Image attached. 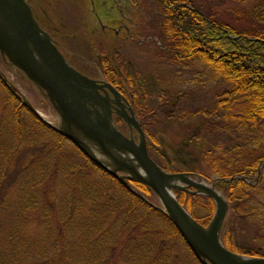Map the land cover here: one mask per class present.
I'll list each match as a JSON object with an SVG mask.
<instances>
[{"label":"trees","instance_id":"trees-1","mask_svg":"<svg viewBox=\"0 0 264 264\" xmlns=\"http://www.w3.org/2000/svg\"><path fill=\"white\" fill-rule=\"evenodd\" d=\"M152 2L161 20L157 28L161 51L176 61L198 60L229 87L210 109L219 113L218 118L210 122L201 118L190 132L197 139L203 124L213 123V129L223 128L228 134L204 151L214 174L204 178L225 194L229 210L264 219V185L260 183L264 172V0ZM109 71H104L105 78L126 97H133L121 86L119 70ZM0 85L6 91L5 110L0 113V218L4 211L13 215L10 228H0V239L6 243L0 241L3 260L19 264L36 256L43 264H52L45 258L49 256L59 259L53 264H107L115 255L129 264H203L158 207L149 186L134 178L123 181L95 166L1 79ZM221 101L226 102L224 109ZM220 106L223 111H218ZM133 109L151 158L167 170L192 169L186 164L172 167L163 160L164 142L155 132L158 120L148 116L150 109L136 110L135 105ZM187 151L190 156L183 151L178 154L185 162L205 156ZM173 192L198 222L207 223L214 210L209 196L183 189ZM227 213L219 233L223 245L247 255H264L258 246L243 247L233 238ZM29 223L38 229L25 239L21 234ZM69 249L84 256L88 253L89 258H77Z\"/></svg>","mask_w":264,"mask_h":264},{"label":"rangeland","instance_id":"rangeland-1","mask_svg":"<svg viewBox=\"0 0 264 264\" xmlns=\"http://www.w3.org/2000/svg\"><path fill=\"white\" fill-rule=\"evenodd\" d=\"M207 1L212 3L214 0ZM39 4L41 5L40 9L42 7V14L44 15L45 12L46 18L49 19L48 24L46 23L47 27L56 34L59 31V29L56 30V26L61 29L64 28L63 26L66 27L67 35H64L66 37L62 35L60 41L62 46H66L69 50L67 63L89 77L100 80H107L103 74L105 70L106 72L113 69L119 70L120 80L124 81H121V86L127 94L133 92L134 96L128 98L117 88L116 90L126 98L134 115H136V111L133 109L135 105L136 110L150 109L148 116L158 120L155 132L159 134L160 141L162 139L164 142L161 148V152L164 154L163 160L168 161L172 167H181L183 164L189 168L192 167L189 170L174 171L190 172L193 178L201 179L205 184L210 185L211 181L206 180L203 175L211 178L214 174L210 164L205 161L207 152L204 153V151L212 148V143L222 142L228 138V134L223 128L221 130L213 129L211 127L214 125L213 123L203 124V127L198 131L197 139H192L190 132L199 119L205 118L210 122L218 118L219 113L211 112L210 109L215 105L217 96L219 98L220 94L228 90L229 87L227 83L215 77L210 69L199 64L196 60H172L161 51L159 48L161 39L157 32L161 20L157 15L155 3L152 0H39ZM110 26L116 28L115 35ZM71 60L72 62H70ZM0 71L7 81L15 86L16 90H11L20 100L21 98L28 100L43 119L55 127L58 126L59 113L52 103L20 69L4 61L1 55ZM223 95L225 96L226 93ZM229 97L230 95H227L228 100ZM5 98L6 91L0 85V113L5 110L3 107ZM129 99L131 100L129 101ZM221 103L226 105V102ZM223 104L220 105L224 109ZM222 108L218 107V111H223ZM197 111L201 115L196 113ZM115 115L119 119H115ZM111 117L115 126L122 133L127 134L126 123L114 109L111 110ZM133 136L135 138L137 136L135 130H133ZM172 149L181 151L174 152ZM189 149L194 150L193 154L197 157L201 154L205 156L185 162L178 154L183 151L185 156H190V152L187 151ZM158 165L166 171H172ZM119 172L125 174L123 171ZM256 174L258 175V172ZM260 183L264 185V172ZM189 187L192 186L184 185L186 189H173L189 191L191 190ZM214 189L226 199L225 194L215 187ZM194 194L206 195L196 192ZM154 196L156 195L154 194ZM154 201L160 208L161 204L157 197H154ZM227 212L233 238L243 247L258 246L260 250L264 251V219L244 214L238 210L231 211L229 207H227ZM4 214V217L0 218L1 230L10 228L9 219L13 218V215L8 211H4ZM36 229L38 227L35 224L29 223L25 225L21 236L27 239V234ZM0 241L5 243L2 238ZM17 246L20 245L17 244ZM2 250L0 248V251ZM69 250L70 254L77 258L85 259L86 256L87 259L89 258L88 253L84 256L85 254H79L77 250ZM111 257L107 264H129L121 257L115 255ZM3 258V254H0V264H15V260L7 261ZM45 258L47 261L53 260V263L59 260L55 257L49 259V256ZM42 262L43 260L33 256L24 259L19 264H43Z\"/></svg>","mask_w":264,"mask_h":264},{"label":"water","instance_id":"water-1","mask_svg":"<svg viewBox=\"0 0 264 264\" xmlns=\"http://www.w3.org/2000/svg\"><path fill=\"white\" fill-rule=\"evenodd\" d=\"M0 55L20 69L52 103L59 113L58 126L43 119L28 100L21 98L22 102L108 174L123 181L136 178L149 186L161 204L160 209L200 262L264 264V255H246L222 244L219 233L228 205L213 182L207 185L190 172L162 169L147 153L144 133L126 98L107 80L91 78L67 63L51 36L35 21L25 0H0ZM0 79L16 90L1 71ZM112 109L126 123L127 134L115 126ZM132 130L136 131V139ZM91 145L94 147L90 148ZM171 180L177 182L170 184ZM184 185L193 187L190 192L204 193L214 201L206 224L198 222L176 200L172 188Z\"/></svg>","mask_w":264,"mask_h":264},{"label":"flooded vegetation","instance_id":"flooded-vegetation-1","mask_svg":"<svg viewBox=\"0 0 264 264\" xmlns=\"http://www.w3.org/2000/svg\"><path fill=\"white\" fill-rule=\"evenodd\" d=\"M27 2V4L30 7L31 10V14L33 16V18L35 19V21L38 23V25L43 28L45 31H47L49 33V35L52 37V39L54 40L57 48L59 49V51L64 55L65 59L68 60L69 57L67 54H69V50L66 46H62V42L60 41V38L62 37H66L64 35H67L66 32V27L62 28L59 26H56V30L59 29L58 33L56 34L54 31H52L49 27L46 26L47 21H49V19H47L46 14L44 12V15L42 14V7L40 9V4H39V0H25ZM39 7V8H38ZM48 24V23H47ZM118 26V25H117ZM122 26V25H121ZM119 27V26H118ZM111 31L113 32V34H116V28H113L112 26H110ZM72 52V51H71ZM69 61V60H68ZM72 62V60L70 61Z\"/></svg>","mask_w":264,"mask_h":264},{"label":"bare ground","instance_id":"bare-ground-1","mask_svg":"<svg viewBox=\"0 0 264 264\" xmlns=\"http://www.w3.org/2000/svg\"><path fill=\"white\" fill-rule=\"evenodd\" d=\"M230 2H231V0H230ZM225 3V2H224ZM226 4V3H225ZM182 5V4H181ZM183 7V6H182ZM198 7H200L199 5H198ZM235 8H236V6H235ZM203 10V9H202ZM237 10V9H236ZM240 11V10H239ZM191 59V58H190ZM196 59V58H195ZM198 61V60H197ZM199 64H200V62H199ZM203 65V64H202ZM203 66H205V65H203ZM211 73V72H210ZM227 83V82H226ZM221 95V94H220ZM217 98H218V96H217ZM221 99V98H220ZM218 100V99H217ZM220 101V100H219ZM219 101H217L218 103H219ZM222 102V101H221ZM222 104V103H221ZM225 104V103H224ZM46 124V123H45ZM47 125V124H46ZM144 137H145V135H144ZM92 147H94V146H90V148H92ZM95 149V148H94ZM95 151V150H94ZM94 154H96V153H94ZM127 156H129L130 158H132L129 154H127ZM91 162V161H90ZM131 162L133 163V164H135V161H134V159L132 158L131 159ZM96 166V165H95ZM135 168H137V170H139V172H142L141 170H140V168L137 166V165H135ZM258 172V171H257ZM259 173V172H258ZM142 174H144V173H142ZM257 175V174H256ZM259 177V176H258ZM171 182V183H170ZM169 183L170 184H174V183H176L177 182V180H171ZM256 183V182H255ZM170 186H168V189H170L171 190V187L169 188ZM173 189V188H172ZM193 189V188H192ZM175 196V195H174ZM156 197V196H155ZM188 212V211H187ZM190 214V213H189ZM191 215V214H190ZM223 244V243H222Z\"/></svg>","mask_w":264,"mask_h":264}]
</instances>
